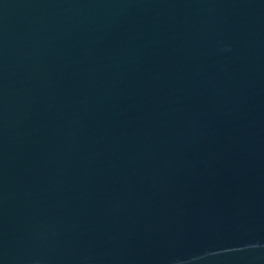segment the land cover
<instances>
[{
    "label": "water",
    "instance_id": "95a60500",
    "mask_svg": "<svg viewBox=\"0 0 264 264\" xmlns=\"http://www.w3.org/2000/svg\"><path fill=\"white\" fill-rule=\"evenodd\" d=\"M0 264H264V0H0Z\"/></svg>",
    "mask_w": 264,
    "mask_h": 264
}]
</instances>
